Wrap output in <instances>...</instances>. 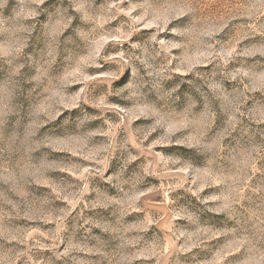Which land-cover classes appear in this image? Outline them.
Here are the masks:
<instances>
[{
	"label": "clouds",
	"instance_id": "1",
	"mask_svg": "<svg viewBox=\"0 0 264 264\" xmlns=\"http://www.w3.org/2000/svg\"><path fill=\"white\" fill-rule=\"evenodd\" d=\"M46 2L24 0L27 15L5 17L10 0H0V181L27 203L25 188L44 183L62 167L58 161L88 162L72 163L74 179H62L38 207L29 206L30 218L47 220L54 201H68L56 213V227L39 233L51 240L44 245L54 252L49 264L73 251L97 252L99 264L135 259L125 254L136 240L127 238L122 221L149 177L174 179L152 189L163 192L170 219L182 217L198 227L205 214L216 213L235 224L224 233L198 228L192 234L211 239L231 233L232 245L215 254L214 264L233 252H240L239 264H264V164L257 167L264 162V42L237 52L218 39L238 17L244 18L233 25L238 39L264 38V0L226 2L224 14L211 17L203 14V0H128L127 9L120 6L124 0L99 6L95 0H55L54 9L42 7ZM121 14L128 20L106 31L105 24ZM142 27L155 31L141 32ZM101 35L119 38L104 54L95 47ZM90 69L105 70L89 74ZM231 168L235 172L225 174ZM257 173V185H249ZM186 184L182 197L176 189ZM216 185L219 195L200 196L204 187ZM169 193H175L172 199ZM244 201L259 203L244 208ZM77 208L76 227L69 225L73 237L79 229L91 233L85 211L93 209H103L92 215L107 219L119 213L114 224L95 225L112 235H86L96 247L69 242L56 252L64 221ZM117 240L114 253L104 251ZM40 246L29 244L22 231L5 229L0 264H39L32 253ZM191 259L200 264L196 256Z\"/></svg>",
	"mask_w": 264,
	"mask_h": 264
},
{
	"label": "rangeland",
	"instance_id": "2",
	"mask_svg": "<svg viewBox=\"0 0 264 264\" xmlns=\"http://www.w3.org/2000/svg\"><path fill=\"white\" fill-rule=\"evenodd\" d=\"M165 2V0H161ZM207 4V7L203 9V14L206 16H220L225 12L223 5L227 3H234L235 0H203ZM96 5H102L104 0H95ZM55 0H47L45 5L42 7H48L54 9L56 7ZM121 8L127 9L129 7L128 0L120 5ZM17 12H23L25 15L28 14L29 10L24 7V0H10L8 8L4 10V16L8 17ZM137 13H133V16ZM42 18V17H41ZM244 18L238 17L236 20L229 22L228 26L225 27L219 34L218 39L226 45H234L236 51L239 52L241 49L254 50L261 46L264 42L259 34L257 35H247L243 39H238V28L233 27L237 25L240 20ZM128 18L122 14L116 19L111 20L109 23L105 24V30L111 31L119 27L121 21H126ZM143 23V22H142ZM141 32L155 31V28L142 27ZM119 38L116 36H106L101 35L95 42L96 49L100 54H104L113 43H115ZM86 55V53H85ZM234 55V54H233ZM256 57H237L240 59H255ZM234 62L230 61L229 67L232 66ZM239 66V65H237ZM105 69H90L89 74L101 73ZM72 74H75V69L69 70ZM69 111H75V109H68ZM113 115L114 114H110ZM115 118V117H114ZM140 121H135L134 124H138ZM159 133H153L149 139L158 138ZM99 139H102L99 138ZM157 151H160V146H157ZM62 164L61 168L53 169L51 174L45 177V182L26 187L25 191H28V202L21 203L22 197L17 195L9 185L4 184L0 181V235L6 229L9 232L22 231L26 235L29 244L38 243L40 247H36L33 251V258L39 261V264H49L52 259H55L54 252L51 248L45 247L44 245L51 244V240L47 236H41L39 233H47L50 229H54L57 224L55 219L56 213L59 209L68 206L67 200H56L53 202L52 212L48 215L47 220L43 218H30L29 206L38 207L39 201L44 198V195L51 193L53 191V185L61 183V180L67 178L69 181L74 179L71 173V164L83 162L87 164V161H82L81 157H72L71 161H58ZM67 164V167L63 165ZM264 162H258L257 167L262 166ZM199 166V165H197ZM230 172H235L234 168H231L225 174H230ZM177 175H182L179 173ZM259 173L252 176L251 179L247 180V183L251 186H256L258 183ZM192 179L189 176V181ZM243 179V178H242ZM163 182L164 187H167L169 183H174V179L169 177L168 179L161 180L159 177H149L148 181L140 186V191L137 194L135 202L128 207L127 213L123 216V225L128 229L126 236L130 240H136V243L130 244L126 255H134L136 258L130 262H125V264H192V257L196 256V259L200 261V264H214V257L217 252L221 249H227L233 243V237L231 233L228 235L221 234L218 236H213L211 239H204L203 236L197 237L192 236L199 229L210 230V232H221L224 233L226 229H233L235 224L233 222L225 223V217L223 214L217 215L216 213H207L202 218L197 226H193L189 221L182 217H175L170 219V212L168 208L163 206L164 195L163 192L152 191L154 188H160ZM189 185L186 184L184 188L176 189V192L182 194L185 193V189ZM195 189V185L192 186ZM219 185L212 187H204L200 192L201 197L213 196L220 194ZM34 189V190H33ZM127 190V189H126ZM248 189H245V194H248ZM114 194V193H110ZM175 193H169V199L174 197ZM187 197H192L189 192L186 194ZM195 200V197H192ZM8 201H11L9 203ZM185 202L184 198L181 199L180 203ZM19 203V207L14 208L13 205ZM244 208H255L256 204H250L244 201ZM103 209H93L86 210L85 216L93 222L91 227V233H85L84 229H79L75 237H73L71 231H69V225L72 228L76 227V219H74L79 212L77 208L70 216H68L64 221V231L60 233L61 243L56 252H64L69 245V242L79 243L81 247L85 244L88 248L96 247L94 241H88L84 239L86 235H100L103 230L99 227H95L96 224H114L116 219L119 218V213L116 217L107 219L101 216L92 215L93 212H103ZM243 212V209H240ZM247 215V213H244ZM85 227H89L85 225ZM38 230V231H34ZM186 233L185 236H180L179 233ZM67 233V234H66ZM173 233H176L174 236ZM206 232L204 235H208ZM103 235H112L111 233H103ZM191 236V239L188 237ZM202 240V243L198 247H192L188 251H180L184 247L191 245L197 240ZM15 243V242H13ZM119 241H115L110 247L104 249L108 253H114L118 248ZM23 247V246H21ZM77 257L79 261L84 262V264H99L100 254L97 252L88 251H73L67 256L59 258L58 264H74L71 257ZM240 257V252L230 253L224 260L219 261V264H239L238 258ZM104 264H108L107 260Z\"/></svg>",
	"mask_w": 264,
	"mask_h": 264
}]
</instances>
